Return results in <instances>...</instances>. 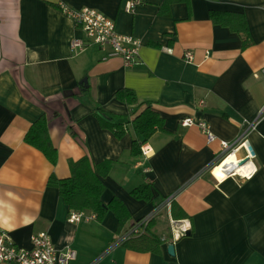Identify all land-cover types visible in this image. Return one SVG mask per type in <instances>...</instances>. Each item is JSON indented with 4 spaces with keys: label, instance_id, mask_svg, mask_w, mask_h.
I'll return each instance as SVG.
<instances>
[{
    "label": "crops",
    "instance_id": "0c3cea01",
    "mask_svg": "<svg viewBox=\"0 0 264 264\" xmlns=\"http://www.w3.org/2000/svg\"><path fill=\"white\" fill-rule=\"evenodd\" d=\"M128 1L0 0V225L22 247L46 231L57 248L78 252L71 264H264V0H144L127 11ZM61 3L95 8L120 33L139 38L137 61L105 58L109 49L93 44ZM76 37L82 51L72 47ZM123 88L151 101L164 119L138 155L134 130L118 137L94 113L99 104L129 115L131 106L115 95ZM42 115L55 163L26 140ZM186 116L208 121L216 140L197 124L183 126ZM241 137L236 154L250 155L248 172L219 178L221 141ZM82 156L112 162L103 199L117 196L127 207L121 231L111 210L103 219L71 221L73 209L50 184L52 176L69 177L70 162ZM147 183L151 199L137 198L132 191ZM169 195L171 208L144 232L159 236L160 252L114 244ZM172 218L190 219L191 233L172 242Z\"/></svg>",
    "mask_w": 264,
    "mask_h": 264
},
{
    "label": "trees",
    "instance_id": "16d2710c",
    "mask_svg": "<svg viewBox=\"0 0 264 264\" xmlns=\"http://www.w3.org/2000/svg\"><path fill=\"white\" fill-rule=\"evenodd\" d=\"M184 0H165V4ZM245 35L247 27L239 29ZM245 44L249 42L245 39ZM115 95L131 106L129 115H119L106 111L102 106L96 104L94 113L101 120L102 125L111 129L118 137H122L130 129L135 133L132 146V153H142L143 145L150 140L154 133L163 130L164 119L154 109L151 101H140L136 92L129 88L118 89ZM26 140L35 145L55 163L58 157V150L52 143L48 131V120L42 115L27 131ZM111 161L95 163L89 156H82L78 160L70 162L71 175L66 178L52 176L50 184L56 186L62 198L69 207L76 211H90L97 219H103L106 213L111 210L118 218V231H121L127 224L131 215L120 198L114 196L109 202H105L103 195L106 185L103 178L106 177L111 168ZM132 193L137 198L150 200L152 195L150 183L135 188ZM125 247L140 252H160L162 241L155 233L133 234L123 242Z\"/></svg>",
    "mask_w": 264,
    "mask_h": 264
},
{
    "label": "built area",
    "instance_id": "2783aa9c",
    "mask_svg": "<svg viewBox=\"0 0 264 264\" xmlns=\"http://www.w3.org/2000/svg\"><path fill=\"white\" fill-rule=\"evenodd\" d=\"M144 0H130L126 3L125 9L127 11H134L135 8L142 4ZM61 9L71 16L75 23L80 25L86 32L89 40L102 49H109L107 57L119 56L122 57L126 65H132L137 61V57L142 48V41L133 36L120 33L117 30L116 22L98 11L95 8L85 6L81 9H74L65 3L60 4ZM72 47L76 50L82 51L85 49V43L82 39L77 37L72 41ZM187 61H193L194 55L192 51L187 50L184 55ZM260 74L264 76V66L260 70ZM205 102L201 101L203 105ZM197 124L206 134L208 141L212 142L216 140L217 136L214 133L211 124L206 120H195L193 117H187L182 120L183 126H190ZM223 152L218 159L216 166L227 155L236 153L240 144L244 143V137L235 141L229 142L228 140H222ZM236 173V171H230L229 175ZM243 175V174H242ZM250 177L252 173L245 174ZM226 176V177H227ZM174 195L167 196L160 205L149 216L135 223L130 230L124 235L120 236L114 244H122L133 234H142L146 231L147 225L151 219L157 216L164 208H171ZM83 218L91 219L96 218V215L91 213L87 214L85 211L73 210L70 213L69 219L71 221L79 222ZM192 225L190 219L171 221V234L172 242L176 241L182 236L191 233ZM31 247H22L17 245L9 231L0 225V263L10 264H71L78 256V252L73 248L59 249L53 243L50 235L46 231H39L31 236Z\"/></svg>",
    "mask_w": 264,
    "mask_h": 264
},
{
    "label": "bare ground",
    "instance_id": "6f19581e",
    "mask_svg": "<svg viewBox=\"0 0 264 264\" xmlns=\"http://www.w3.org/2000/svg\"><path fill=\"white\" fill-rule=\"evenodd\" d=\"M239 159L235 153L227 155L214 169V173L219 178L226 177L230 171H236L239 173H247L250 163L247 162L244 165L234 166V163H238Z\"/></svg>",
    "mask_w": 264,
    "mask_h": 264
},
{
    "label": "water",
    "instance_id": "95a60500",
    "mask_svg": "<svg viewBox=\"0 0 264 264\" xmlns=\"http://www.w3.org/2000/svg\"><path fill=\"white\" fill-rule=\"evenodd\" d=\"M87 79L85 78L82 83H86ZM248 145V148H249V151L251 153V155H254L255 153V150L253 149V147L251 146V144L248 142L247 143ZM236 154V153H235ZM237 155V154H236ZM250 160V155H247L246 157H242V158H239V162L238 163H234L233 165L236 167V166H239V165H244L246 164L247 162H249ZM222 161V160H221ZM187 234H190V232H188ZM168 251L170 254L174 255L175 254V245L174 243H170L168 244Z\"/></svg>",
    "mask_w": 264,
    "mask_h": 264
}]
</instances>
